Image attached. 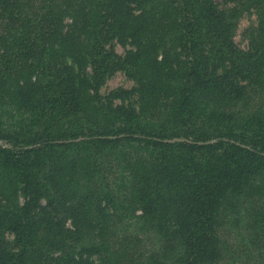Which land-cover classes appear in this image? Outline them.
<instances>
[{
    "label": "trees",
    "instance_id": "trees-1",
    "mask_svg": "<svg viewBox=\"0 0 264 264\" xmlns=\"http://www.w3.org/2000/svg\"><path fill=\"white\" fill-rule=\"evenodd\" d=\"M230 3L0 0V264H264V0Z\"/></svg>",
    "mask_w": 264,
    "mask_h": 264
},
{
    "label": "rangeland",
    "instance_id": "rangeland-1",
    "mask_svg": "<svg viewBox=\"0 0 264 264\" xmlns=\"http://www.w3.org/2000/svg\"><path fill=\"white\" fill-rule=\"evenodd\" d=\"M219 9H225L226 7L231 6L230 0H215ZM256 25V19L254 14L243 12L239 19H238V26L236 33L233 37V42L237 48L241 50L247 49V41H246V31L249 30L251 27ZM112 49L113 51L119 56L124 57L127 47L121 46L117 42H112ZM134 88V82L127 78L122 71L116 70L113 74L106 77L102 86L99 89V95L101 97L107 96L108 93L112 91H116L119 89L130 91ZM127 103H132L134 106L136 105L134 95L130 98H125ZM107 103V102H106ZM114 104H120V100H114Z\"/></svg>",
    "mask_w": 264,
    "mask_h": 264
}]
</instances>
